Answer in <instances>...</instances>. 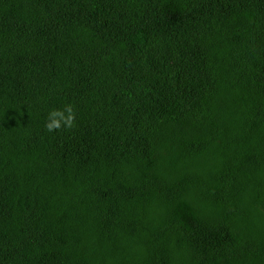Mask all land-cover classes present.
I'll list each match as a JSON object with an SVG mask.
<instances>
[{
	"label": "trees",
	"instance_id": "obj_1",
	"mask_svg": "<svg viewBox=\"0 0 264 264\" xmlns=\"http://www.w3.org/2000/svg\"><path fill=\"white\" fill-rule=\"evenodd\" d=\"M0 264H264V0H0Z\"/></svg>",
	"mask_w": 264,
	"mask_h": 264
},
{
	"label": "clouds",
	"instance_id": "obj_2",
	"mask_svg": "<svg viewBox=\"0 0 264 264\" xmlns=\"http://www.w3.org/2000/svg\"><path fill=\"white\" fill-rule=\"evenodd\" d=\"M77 113L72 104H66L61 109H52L45 122V130L53 133L60 130H71L76 127Z\"/></svg>",
	"mask_w": 264,
	"mask_h": 264
}]
</instances>
